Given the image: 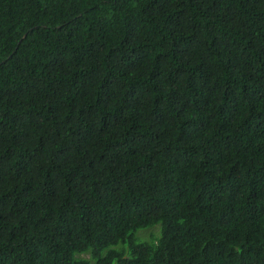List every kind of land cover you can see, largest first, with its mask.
Masks as SVG:
<instances>
[{"label": "trees", "instance_id": "obj_1", "mask_svg": "<svg viewBox=\"0 0 264 264\" xmlns=\"http://www.w3.org/2000/svg\"><path fill=\"white\" fill-rule=\"evenodd\" d=\"M0 264H264V0H0Z\"/></svg>", "mask_w": 264, "mask_h": 264}, {"label": "rangeland", "instance_id": "obj_2", "mask_svg": "<svg viewBox=\"0 0 264 264\" xmlns=\"http://www.w3.org/2000/svg\"><path fill=\"white\" fill-rule=\"evenodd\" d=\"M159 224H156L153 227H147V228H142L137 231V235L143 239L150 240L152 236H157L159 234ZM88 254H80L79 256L85 257Z\"/></svg>", "mask_w": 264, "mask_h": 264}]
</instances>
